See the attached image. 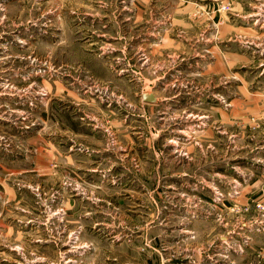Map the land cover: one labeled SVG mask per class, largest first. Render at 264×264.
<instances>
[{
  "label": "rangeland",
  "instance_id": "rangeland-1",
  "mask_svg": "<svg viewBox=\"0 0 264 264\" xmlns=\"http://www.w3.org/2000/svg\"><path fill=\"white\" fill-rule=\"evenodd\" d=\"M0 264H264V0H0Z\"/></svg>",
  "mask_w": 264,
  "mask_h": 264
},
{
  "label": "water",
  "instance_id": "water-1",
  "mask_svg": "<svg viewBox=\"0 0 264 264\" xmlns=\"http://www.w3.org/2000/svg\"><path fill=\"white\" fill-rule=\"evenodd\" d=\"M147 96L145 94L141 95V97L144 101L151 102V103L155 102V99L151 95H147Z\"/></svg>",
  "mask_w": 264,
  "mask_h": 264
}]
</instances>
